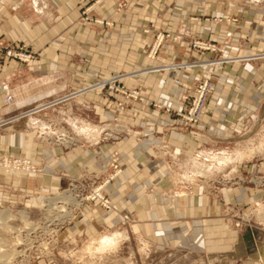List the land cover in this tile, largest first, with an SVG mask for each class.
I'll list each match as a JSON object with an SVG mask.
<instances>
[{"label": "rangeland", "instance_id": "1", "mask_svg": "<svg viewBox=\"0 0 264 264\" xmlns=\"http://www.w3.org/2000/svg\"><path fill=\"white\" fill-rule=\"evenodd\" d=\"M211 2L245 6L254 11L243 24L235 16L226 20L232 26L226 32L227 40L215 36L204 40L199 34L191 36L182 32L176 36L162 29L138 28L137 32L146 41L140 59L155 61L166 47H171L174 54L181 42H185L183 49L201 58L131 67L128 72L109 76L88 75L91 59L79 58L82 61H79L78 88L42 103L41 106L46 105L36 109L35 114L31 112L37 107L6 115L2 129L5 136L24 132L26 138L30 134L41 149L93 151L97 147L123 145L131 138L140 143L155 134L156 119H162L164 133L183 129L195 141L207 135L205 119L213 127L222 125L225 133L222 139L200 146L191 154H183L167 140L145 145L148 158L163 165L173 186L161 188L149 181L143 189L167 207L169 224L178 222L172 204L176 198L190 197L196 192L219 201L223 188L252 189L251 203L239 207L231 202L221 207L220 216L227 230L235 233L231 250L209 254L193 247L203 242V236L195 239L188 233L173 236L142 228L145 222L136 210L138 204L125 197L136 188L117 186L127 165L147 157L142 153L144 150L140 153V148L132 150L119 145L106 149V156H100L101 169L94 166L79 171L78 175L65 176L56 189L35 188L37 165L25 153L9 150L0 153V185L4 195L0 205V255H7L6 264H257L255 260L264 261V225L252 218L253 203L264 204V195L260 194L264 185L258 183L264 181V0ZM92 4L93 0L86 3L80 15L87 23L102 25V21L91 17ZM2 45L9 47L1 62L4 55L10 56L12 45L31 53L32 61L39 57L38 52L24 43ZM88 48L81 47L84 52ZM163 70L183 80L182 90L173 102L152 98L153 86L143 93L139 84L125 83L141 73L158 80ZM51 77L54 84L64 83L62 76ZM203 81L209 87L203 110L196 122H189L192 96ZM139 122L146 125L143 127ZM180 122L186 127L182 128ZM67 138L71 144L65 142ZM17 164L19 173L7 171ZM251 179L253 183L249 182ZM237 214L243 218L239 229L234 227ZM258 215L262 216L260 209L256 211L257 218ZM102 240H115V243L104 245Z\"/></svg>", "mask_w": 264, "mask_h": 264}, {"label": "crops", "instance_id": "2", "mask_svg": "<svg viewBox=\"0 0 264 264\" xmlns=\"http://www.w3.org/2000/svg\"><path fill=\"white\" fill-rule=\"evenodd\" d=\"M89 1L91 0H0V42L24 43L32 51L39 53L38 59L27 65L18 64L6 55L2 58L0 153L12 150L30 156L39 168L34 180L35 188L56 189L65 176L78 175L79 171L90 170L94 166L101 169L100 156H106V149H115L119 145L132 150L140 148V153L144 150L142 153L147 157L143 161L141 159V162L127 165L117 186L136 188L134 193L128 192L125 197L127 201L138 204L136 210L145 222L142 228L158 234L172 233L173 236L188 233L195 239L203 236V242L193 246L196 250L202 248L209 254L228 252L235 241V233L227 230L220 216L221 207L231 202L239 207L251 203L252 189L223 188L220 190L219 201L196 192L190 197L176 198L172 204L176 212L175 220L178 219V222L173 224L166 223L167 207L163 206L158 197L145 194L143 189L149 181L161 188L173 186L163 165L148 158L150 154L145 151V145L167 140L183 154H191L200 146L212 145L222 139L225 135L222 125L213 127L205 119L207 135L195 141L183 129L164 133L162 119H156L154 121L158 127L155 134L148 135L140 143L131 138L123 145L106 146V149L97 147L93 151L79 148L65 150L61 147L41 149L30 134L26 138L24 132L5 136L2 127L6 115L24 108L37 107L31 112L35 114L36 109L46 105L41 106L42 103L69 89L78 88L79 58L91 59L88 60L91 66L87 68L88 75L101 76L128 72L131 67L167 65L181 58H201L200 55L183 49L185 42H181L182 45L174 54L170 52L171 47H166L155 61L140 59V51L144 49L146 41L137 32L138 28L162 29L176 36L182 32L191 36L199 34L204 40H211L214 36L227 40L229 36L226 32L232 26L226 20L235 16L243 24L249 21L248 17L252 16L250 13L254 9L228 3L212 4L211 0H93L91 17L103 22L102 25H94L85 22L80 15L81 8ZM108 23L111 25L106 26ZM83 46L89 47L87 52L82 51ZM51 76L64 77L65 84L52 83ZM159 77L160 79L154 80L147 73H141L126 79L125 83L139 84L143 93H147L146 90L153 86L155 90L151 97L154 99L161 98L168 103L177 99L183 80L171 77L169 70H163ZM8 95L11 100L6 103L5 97ZM160 95L162 96L159 97ZM139 124L143 127L146 125L145 122ZM179 124L182 128L186 127L182 122ZM1 178L0 176V183ZM260 194L264 195V190ZM3 199L0 185V205L3 204Z\"/></svg>", "mask_w": 264, "mask_h": 264}, {"label": "built area", "instance_id": "3", "mask_svg": "<svg viewBox=\"0 0 264 264\" xmlns=\"http://www.w3.org/2000/svg\"><path fill=\"white\" fill-rule=\"evenodd\" d=\"M3 43H0V60H1V56L3 53H5V51L7 50V48L9 47L8 45L5 47L4 45H2ZM13 47H10V50L12 51H9V57L12 59V60H15V61H19V62H22V63H29L30 61L33 60V55L31 53H28V52H25V51H21L20 48H18V46L16 45H12ZM1 61H0V67H1ZM209 91V87H208V83L207 81H203V82H200L199 85L197 86L196 90H195V93L194 95L192 96V100H191V106H190V111H189V114H188V117L189 119H187L189 122H196L200 115H201V112L203 110V104H204V100H205V97H206V94L208 93ZM11 98L10 97H6V102H10ZM66 143L68 144H71V140L69 138H67V141H65ZM28 165V164H27ZM16 168H7L8 172L9 173H14V174H17V172L19 173L17 167L19 168L20 165H14ZM22 167H26V166H22ZM27 168V167H26ZM26 170V169H24ZM6 171V172H7ZM238 182H244L242 179H237ZM251 183L252 182V179L249 181ZM258 183H261L262 185H264V181H260ZM254 205V208H255V211L252 215V218H255L256 219V223L257 224H260V225H264V204L263 203H258V202H255L253 203ZM259 205H261L259 207ZM260 209L261 212H262V216L261 215H258V218L256 217V211ZM236 223L234 224V227L236 229H239L240 226L243 224V218L240 217L238 214L236 215ZM249 222V221H248ZM264 248V247H263ZM255 262H257V264H264V261H261V260H255Z\"/></svg>", "mask_w": 264, "mask_h": 264}, {"label": "bare ground", "instance_id": "4", "mask_svg": "<svg viewBox=\"0 0 264 264\" xmlns=\"http://www.w3.org/2000/svg\"><path fill=\"white\" fill-rule=\"evenodd\" d=\"M2 218H1V220H2ZM102 242H103L104 245L107 244V245L112 246V245H114L115 240H102ZM6 259H7V255H5V254L0 255V264H6L7 263Z\"/></svg>", "mask_w": 264, "mask_h": 264}]
</instances>
